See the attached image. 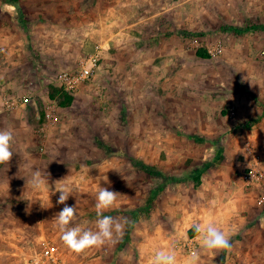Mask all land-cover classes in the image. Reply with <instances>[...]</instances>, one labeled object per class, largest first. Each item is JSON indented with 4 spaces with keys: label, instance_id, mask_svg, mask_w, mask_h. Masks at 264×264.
<instances>
[{
    "label": "crops",
    "instance_id": "0c3cea01",
    "mask_svg": "<svg viewBox=\"0 0 264 264\" xmlns=\"http://www.w3.org/2000/svg\"><path fill=\"white\" fill-rule=\"evenodd\" d=\"M96 2L99 20L82 32L88 38H81L75 27L63 25L61 30L48 24L45 32L58 37L43 48L39 32H34L40 52L35 59L50 66L58 65L55 56L65 63L63 68H69L75 60L74 66L98 53L95 77L73 93L71 105L58 106L59 115L65 112L73 119L68 122L73 137L54 134L51 140L39 141L31 133L29 139L14 138L16 146L29 149L30 160L42 162H63L65 146L78 147L80 160L68 155L85 169L80 176L85 179L83 195H95L100 186L120 193L115 207L104 215L126 220L124 234L80 253L82 263L150 264L155 251L172 248L178 264L193 253L199 257L197 264H264V177L249 185L244 180L246 169L253 165L264 173V0ZM60 35H73L62 50L55 46ZM4 62L1 57L0 66ZM0 81L6 88V74L0 75ZM27 83L37 93L38 85L31 79ZM83 91L88 101L75 106ZM56 116L48 121L53 126L61 122ZM8 118L4 129L21 134L34 128L22 107ZM36 126L37 131L46 127L45 123ZM93 128L98 136L113 139H106L108 145L101 139L94 145L90 139V147L88 130ZM115 132L120 134L117 139ZM105 145L117 148L103 154ZM123 146L139 149L117 156ZM139 163L145 179L140 184L143 196L137 191L135 164ZM110 168L125 172L129 183ZM99 170H108L110 185L97 183ZM25 175L24 180L32 178L31 171ZM8 178L0 171L4 187ZM54 185L44 183L37 191L31 183H23L26 195L19 199H41L45 206L51 200L52 207L39 208L53 211L58 193L50 194L49 200V189ZM94 203L86 200L77 208L83 230H96V212L94 218L91 213L88 217L95 211ZM209 221L232 233L230 251L207 253L200 248L191 225ZM19 241L10 249L18 258L31 249L30 240ZM29 258L25 255L23 264Z\"/></svg>",
    "mask_w": 264,
    "mask_h": 264
},
{
    "label": "rangeland",
    "instance_id": "374dc122",
    "mask_svg": "<svg viewBox=\"0 0 264 264\" xmlns=\"http://www.w3.org/2000/svg\"><path fill=\"white\" fill-rule=\"evenodd\" d=\"M98 5L99 2H96V0H0V58H5V66H0V75L6 74L8 81L6 88L0 86V129L5 130L4 126L9 124V114H11L13 110L22 107L26 111L28 121H30L29 123L32 124V121L40 122L43 120L46 127L44 126L42 131H37L36 125L42 126V124H32L34 125V128L30 133L24 131L21 134L18 133L17 130H12L14 138L29 139L31 138V135H29L31 133H33L35 135L33 136L39 141H42V139L51 140L54 137V134L63 138L73 137L74 132L71 131L72 127L68 123L69 120L72 121L73 119H71L70 115L65 112L63 115H59V107L56 100H51L47 97L48 86L57 83L56 78L59 73L64 71L68 72L74 67H78L82 59H80L78 64L74 66V63L76 62L75 60L69 68H63V65L65 64L64 61V64L58 62L62 61L61 57L55 56L58 64L57 66H50L49 62H46V60L39 61V59H35L40 52L36 50V44L34 45V32H39V35L37 36H39V43L43 48H47L50 42L51 44H54V38L58 37L54 34L45 32L44 28L50 27L48 24L55 25L56 27L58 26L61 30L63 25L75 27L74 29L76 32L82 34L81 38H88L90 36L82 32H85L84 28L90 26L92 21L98 22L99 19L96 16V10L100 7H98ZM53 28V32L55 33L56 28ZM60 37V42L57 40L56 42L58 43H55V46L62 50L66 47L69 38L72 39L73 35H67L64 37L60 35ZM88 44L91 45L92 43ZM28 47L30 49H28ZM60 50H55L56 54H58ZM28 58H33L31 59L32 63L27 61ZM37 61L41 63L38 67L35 65L37 64ZM94 77L95 75L93 78ZM26 79H31L33 84L35 83L38 85L36 89L37 93L34 94V91L30 88L32 86L31 83H27ZM91 80L92 79L85 81L80 86H84ZM0 83L2 82L0 81ZM80 86L75 92L80 90ZM84 92L85 91L81 92L83 96L86 95ZM81 93L79 96H76V101L74 102L75 106H81L83 102L88 101L86 99L89 97H82ZM91 95L94 97V94ZM93 102H95V100H93ZM98 102H100V100H98ZM103 104L102 106L106 109V104ZM36 112L38 115L35 114ZM54 115H57L55 118L61 121L56 126H53V123L48 122L54 118ZM32 118L34 119L32 120ZM48 123L51 125H48ZM50 128L54 130H49ZM56 128L58 129V133L54 132ZM79 132L80 131L75 132L77 136H80ZM106 133L107 132L103 131L102 134ZM113 135L117 139L120 134L115 132ZM107 138L108 140L113 139L107 135L98 136L94 131V128L93 130H88V142L90 147V139H93L94 145H96V139L98 141L101 139L103 143L108 145L109 143L106 142ZM16 144L17 143L14 142V145H11V150L14 154L12 159L8 164H0V171L7 172L9 176V178L6 179V187L0 183V264H23L25 255L27 257L30 256L28 262L31 261L32 258L38 256L40 253L41 240H48L58 246L63 264H83L82 262L85 260L80 258V253L71 251L61 240V232L57 226L55 214L62 210L64 205L56 203L55 210L47 212L41 210L42 208H39L41 207V199L36 200L32 197L33 200H35L33 203H30L28 200H20L26 195L24 193L25 189L21 188V186L26 181L30 183L32 180V178L24 180L22 176H26L25 174L27 171H31L32 177L33 173L39 172L47 186L56 184L57 186L69 185L78 188L79 192L77 197L70 196L69 200L66 202L68 205L75 206L77 203V208H79L84 206L83 203L86 202V200L94 201L95 195H83L85 179L80 176L84 173L85 169L81 168L78 162H73V157L68 155L69 153H73L72 155L77 157L76 160H80V155H76L79 154V148L70 145L65 146L63 149V162L56 163L50 161V159L44 162H42L43 159L38 158L30 160L32 156L27 152L29 149L19 148ZM106 145L104 148L102 147L103 154H109L111 153V150L117 148H112L111 146ZM138 149V147L129 148L128 146H123L119 148L120 153L116 155H132V153L136 152ZM23 154L25 155L23 156ZM94 154L95 153H93V155ZM34 160L35 162L33 163ZM88 165L90 166L91 163ZM135 165V171L137 172V191H139L140 196H143V189L140 184L145 180L143 174L144 171H142L140 163ZM34 166H36V168ZM81 169L82 171H80ZM58 195L59 193L57 194L56 201ZM29 198L31 199V197ZM43 198L44 200H47L46 195L43 196ZM51 198L52 197L50 196V199ZM6 200H9L8 202H11V204L5 202ZM94 212L95 211L88 212V217L90 219L91 215H93L94 218ZM79 213L80 212L78 211L68 227H80V224L77 222L80 217ZM48 217H50L49 220H45V218ZM89 229L91 228L89 227ZM26 239H28V241L30 240L29 247H31V249L30 251L23 250V257L20 256L18 258L11 253L10 249L14 248L13 246L16 247L17 244H19V240L24 241Z\"/></svg>",
    "mask_w": 264,
    "mask_h": 264
},
{
    "label": "clouds",
    "instance_id": "9594fccd",
    "mask_svg": "<svg viewBox=\"0 0 264 264\" xmlns=\"http://www.w3.org/2000/svg\"><path fill=\"white\" fill-rule=\"evenodd\" d=\"M14 142V134L11 130H0V164H8L13 157L11 145ZM115 170L129 183L128 175L118 168H110ZM108 169V170H110ZM101 172L96 177L97 183L100 185L102 180L105 184L110 185L111 181L106 175L107 171ZM25 183H29L26 181ZM31 186L34 190H40L44 185V180L39 172L33 173L31 180ZM79 192L78 188L69 185L55 184L54 188L49 189V200L50 194L55 195L59 193L57 204L64 205L62 210L55 214L57 226L61 232V240L71 251L75 253H82L89 248L101 247L106 242H111L115 237L122 236L124 234L125 226L128 223L126 220L121 222L115 220L112 216L104 215V212L113 209L116 205L118 195L120 193L109 190L107 187L100 186L97 193L95 194L94 208L97 216L96 230H83L81 227H68L77 215V203L75 206H70L66 202L70 196L77 197ZM28 201L33 202L30 198H24ZM38 200V199H37ZM30 207V204H29ZM42 208L52 207V203L45 206L41 202ZM191 230L194 233L195 240L199 243L200 248L207 252H228L232 248L231 236L232 233L225 231L218 227L214 222H193ZM198 255L196 253L191 254L184 261V264H197ZM150 264H178V257L176 251L172 248L161 249L154 252L151 257Z\"/></svg>",
    "mask_w": 264,
    "mask_h": 264
},
{
    "label": "built area",
    "instance_id": "2783aa9c",
    "mask_svg": "<svg viewBox=\"0 0 264 264\" xmlns=\"http://www.w3.org/2000/svg\"><path fill=\"white\" fill-rule=\"evenodd\" d=\"M98 60V53L95 52L86 59H82L78 67L59 73L56 78L58 86L73 94L82 83L93 78L98 67ZM263 177L264 173L256 165L247 168L244 173V180L248 185L261 182ZM261 199L264 201V195ZM40 247L39 255L32 258L29 264H63L57 245L48 240H41Z\"/></svg>",
    "mask_w": 264,
    "mask_h": 264
},
{
    "label": "trees",
    "instance_id": "16d2710c",
    "mask_svg": "<svg viewBox=\"0 0 264 264\" xmlns=\"http://www.w3.org/2000/svg\"><path fill=\"white\" fill-rule=\"evenodd\" d=\"M48 98L51 100H56L59 107H67L71 105L73 101V95L64 90L62 87L49 85L48 86ZM34 118H32L33 120ZM40 121V120H39ZM43 120L40 122L32 121V124H42Z\"/></svg>",
    "mask_w": 264,
    "mask_h": 264
}]
</instances>
